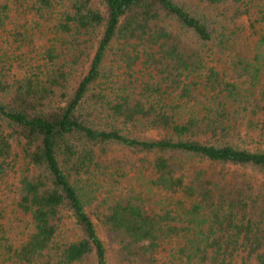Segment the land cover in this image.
<instances>
[{
	"label": "trees",
	"instance_id": "trees-1",
	"mask_svg": "<svg viewBox=\"0 0 264 264\" xmlns=\"http://www.w3.org/2000/svg\"><path fill=\"white\" fill-rule=\"evenodd\" d=\"M0 185V264H264V0H0Z\"/></svg>",
	"mask_w": 264,
	"mask_h": 264
},
{
	"label": "rangeland",
	"instance_id": "rangeland-1",
	"mask_svg": "<svg viewBox=\"0 0 264 264\" xmlns=\"http://www.w3.org/2000/svg\"><path fill=\"white\" fill-rule=\"evenodd\" d=\"M90 52H93V50L90 48ZM89 62H86L85 65H79L75 66L73 68V73H72V79L73 81H77L80 76L87 70ZM125 132L130 133L132 135L138 136V137H160L163 135L162 131L159 129H152L148 130L145 127L141 125H129L126 129ZM112 155H114L115 158L118 159H127V154L120 150L118 147H114L112 149ZM111 156V155H110ZM3 186L0 185V208L5 207L6 208V213L4 215L3 221L7 223V227L10 228V232L13 235L15 233L16 229L19 228L20 224L16 220V212L13 210V200L12 197L14 196L13 193H9L7 189H2Z\"/></svg>",
	"mask_w": 264,
	"mask_h": 264
}]
</instances>
